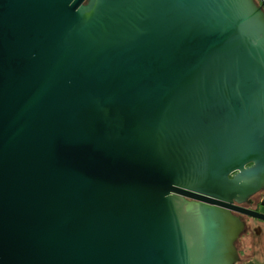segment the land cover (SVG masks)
I'll return each instance as SVG.
<instances>
[{
    "label": "water",
    "instance_id": "water-1",
    "mask_svg": "<svg viewBox=\"0 0 264 264\" xmlns=\"http://www.w3.org/2000/svg\"><path fill=\"white\" fill-rule=\"evenodd\" d=\"M259 1L0 0V264L239 261Z\"/></svg>",
    "mask_w": 264,
    "mask_h": 264
},
{
    "label": "flooded vegetation",
    "instance_id": "flooded-vegetation-1",
    "mask_svg": "<svg viewBox=\"0 0 264 264\" xmlns=\"http://www.w3.org/2000/svg\"><path fill=\"white\" fill-rule=\"evenodd\" d=\"M233 206L259 216L231 210L232 214L244 224V230L235 243L239 261L236 264H253V258L264 248V189L250 196L245 202H233ZM260 245L259 247L257 245ZM245 255L246 260L243 259Z\"/></svg>",
    "mask_w": 264,
    "mask_h": 264
},
{
    "label": "rangeland",
    "instance_id": "rangeland-1",
    "mask_svg": "<svg viewBox=\"0 0 264 264\" xmlns=\"http://www.w3.org/2000/svg\"><path fill=\"white\" fill-rule=\"evenodd\" d=\"M258 2H260V1H258ZM262 242L264 244V241H262ZM257 246L259 247L260 245L258 244ZM243 259L246 260L245 255H243ZM253 264H264V248H263V250L260 251L259 254L254 256Z\"/></svg>",
    "mask_w": 264,
    "mask_h": 264
},
{
    "label": "trees",
    "instance_id": "trees-1",
    "mask_svg": "<svg viewBox=\"0 0 264 264\" xmlns=\"http://www.w3.org/2000/svg\"><path fill=\"white\" fill-rule=\"evenodd\" d=\"M259 0H257V2H258ZM258 3H260V2H258Z\"/></svg>",
    "mask_w": 264,
    "mask_h": 264
},
{
    "label": "built area",
    "instance_id": "built-area-1",
    "mask_svg": "<svg viewBox=\"0 0 264 264\" xmlns=\"http://www.w3.org/2000/svg\"><path fill=\"white\" fill-rule=\"evenodd\" d=\"M261 3V2H260Z\"/></svg>",
    "mask_w": 264,
    "mask_h": 264
}]
</instances>
